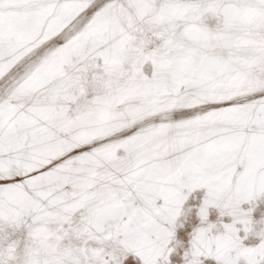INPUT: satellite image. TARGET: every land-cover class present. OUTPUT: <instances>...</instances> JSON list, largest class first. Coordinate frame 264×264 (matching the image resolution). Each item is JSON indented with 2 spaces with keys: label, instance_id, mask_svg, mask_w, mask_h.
Segmentation results:
<instances>
[{
  "label": "snow or ice",
  "instance_id": "6c2138e0",
  "mask_svg": "<svg viewBox=\"0 0 264 264\" xmlns=\"http://www.w3.org/2000/svg\"><path fill=\"white\" fill-rule=\"evenodd\" d=\"M0 264H264V0H0Z\"/></svg>",
  "mask_w": 264,
  "mask_h": 264
}]
</instances>
